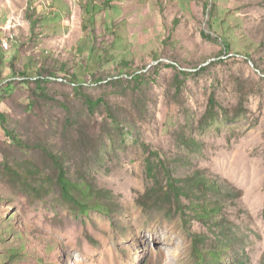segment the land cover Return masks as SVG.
Here are the masks:
<instances>
[{
	"label": "rangeland",
	"instance_id": "rangeland-1",
	"mask_svg": "<svg viewBox=\"0 0 264 264\" xmlns=\"http://www.w3.org/2000/svg\"><path fill=\"white\" fill-rule=\"evenodd\" d=\"M0 113V264H196L145 147L222 190L223 264H263L264 0H0Z\"/></svg>",
	"mask_w": 264,
	"mask_h": 264
},
{
	"label": "trees",
	"instance_id": "trees-1",
	"mask_svg": "<svg viewBox=\"0 0 264 264\" xmlns=\"http://www.w3.org/2000/svg\"><path fill=\"white\" fill-rule=\"evenodd\" d=\"M185 74L184 72H182ZM187 75V73H186ZM133 81H141V75H133ZM121 78L110 79V84L115 85L120 83ZM43 81H37L40 84ZM78 83V82H77ZM91 107L96 104L88 100ZM215 99L210 100L208 117L215 118ZM0 125L7 137L20 144V141L15 136V133L8 129V117L0 113ZM22 144V142H21ZM41 151L45 152L52 160L56 168L55 186L61 190V195L72 205L77 207H85L81 200L76 196L81 195V199L91 198L92 187L84 182L79 177L72 178L65 167V163L52 156L49 152V147L40 146ZM147 154L146 158V173L152 179L154 186L160 189L162 193L159 201L167 204H176L177 211L181 216L184 228L190 237L191 247L196 264H223L230 257L237 259L238 254L233 250V246L229 242L227 224L223 215V198L219 197L222 190L215 188V183L200 174H193L185 178H175L171 175L165 160L161 159L157 154L150 153L145 147ZM6 169H8L6 167ZM164 170L166 185L159 183L157 172ZM163 185V186H162ZM35 191L40 186H36ZM154 187V188H155ZM220 199L219 202L217 199ZM83 205V206H80ZM82 212H86L84 209ZM197 222L202 224L208 232L197 233L192 231V223ZM215 240H214V239ZM15 255L17 252L15 251ZM239 261L237 262V264ZM264 264V260H263Z\"/></svg>",
	"mask_w": 264,
	"mask_h": 264
},
{
	"label": "bare ground",
	"instance_id": "bare-ground-1",
	"mask_svg": "<svg viewBox=\"0 0 264 264\" xmlns=\"http://www.w3.org/2000/svg\"><path fill=\"white\" fill-rule=\"evenodd\" d=\"M145 240V238L143 239V241ZM144 245H145V243H144ZM146 247V246H145Z\"/></svg>",
	"mask_w": 264,
	"mask_h": 264
},
{
	"label": "built area",
	"instance_id": "built-area-1",
	"mask_svg": "<svg viewBox=\"0 0 264 264\" xmlns=\"http://www.w3.org/2000/svg\"><path fill=\"white\" fill-rule=\"evenodd\" d=\"M6 43H3V46L5 45Z\"/></svg>",
	"mask_w": 264,
	"mask_h": 264
}]
</instances>
